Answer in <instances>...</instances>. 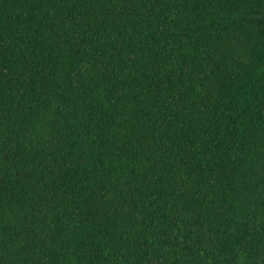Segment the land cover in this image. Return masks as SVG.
Listing matches in <instances>:
<instances>
[{"label":"trees","instance_id":"obj_1","mask_svg":"<svg viewBox=\"0 0 264 264\" xmlns=\"http://www.w3.org/2000/svg\"><path fill=\"white\" fill-rule=\"evenodd\" d=\"M0 264H264V0H0Z\"/></svg>","mask_w":264,"mask_h":264}]
</instances>
